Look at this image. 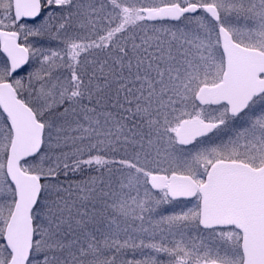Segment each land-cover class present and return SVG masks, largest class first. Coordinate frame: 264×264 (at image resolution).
<instances>
[{
    "label": "snow or ice",
    "instance_id": "snow-or-ice-1",
    "mask_svg": "<svg viewBox=\"0 0 264 264\" xmlns=\"http://www.w3.org/2000/svg\"><path fill=\"white\" fill-rule=\"evenodd\" d=\"M0 264H264V0H0Z\"/></svg>",
    "mask_w": 264,
    "mask_h": 264
}]
</instances>
